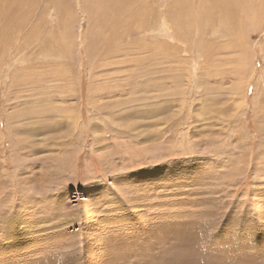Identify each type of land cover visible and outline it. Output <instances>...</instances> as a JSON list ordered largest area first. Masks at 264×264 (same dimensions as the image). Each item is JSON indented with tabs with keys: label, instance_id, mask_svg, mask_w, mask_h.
Returning <instances> with one entry per match:
<instances>
[{
	"label": "rangeland",
	"instance_id": "obj_1",
	"mask_svg": "<svg viewBox=\"0 0 264 264\" xmlns=\"http://www.w3.org/2000/svg\"><path fill=\"white\" fill-rule=\"evenodd\" d=\"M181 1L0 0V264H264V0Z\"/></svg>",
	"mask_w": 264,
	"mask_h": 264
},
{
	"label": "bare ground",
	"instance_id": "obj_2",
	"mask_svg": "<svg viewBox=\"0 0 264 264\" xmlns=\"http://www.w3.org/2000/svg\"><path fill=\"white\" fill-rule=\"evenodd\" d=\"M8 1V0H7ZM12 1V3H14L15 4V1L16 0H11ZM156 1H158V0H156ZM183 1V0H182ZM181 1V2H182ZM3 2V1H2ZM1 2V3H2ZM184 3V2H183ZM1 5V4H0ZM5 5V4H4ZM3 5V6H4ZM2 7V6H1ZM122 7V6H121ZM10 8V7H9ZM18 8V7H17ZM19 9V8H18ZM36 9V8H35ZM10 11H11V9H10ZM15 11H16V9H15ZM116 12V11H115ZM117 12H119V10H117ZM14 13V12H13ZM2 15V13L0 12V16ZM172 14H170L169 15V18L170 19H175V18H173L172 16H171ZM217 15H218V17L220 18L222 15L224 16V12H217ZM9 17H11V15L10 16H4V17H2L1 18V20H0V26H4V25H6V23L8 22L7 21V19L9 18ZM183 17V16H182ZM205 17V16H204ZM210 17V16H209ZM184 18V17H183ZM222 18V17H221ZM178 19H181V14L179 15V17H178ZM223 20H224V18H223ZM230 21L231 22H235V24L234 25H238V20H236V19H230ZM163 24H164V26H165V30L168 32V33H170L169 34V37L171 38V40L174 38V31H172L171 30V22H169L168 20H167V18L164 16L163 17ZM240 25V24H239ZM238 25V26H239ZM164 26H163V28H164ZM158 27V26H157ZM0 29H2V28H0ZM237 30H238V28H237ZM237 32V31H236ZM57 98V97H56ZM66 109V108H65Z\"/></svg>",
	"mask_w": 264,
	"mask_h": 264
}]
</instances>
